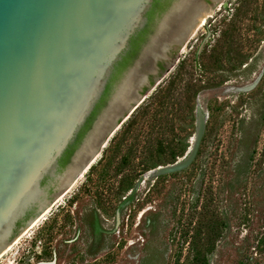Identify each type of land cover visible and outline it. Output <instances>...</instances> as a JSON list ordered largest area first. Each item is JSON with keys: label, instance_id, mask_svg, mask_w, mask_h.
<instances>
[{"label": "rangeland", "instance_id": "obj_1", "mask_svg": "<svg viewBox=\"0 0 264 264\" xmlns=\"http://www.w3.org/2000/svg\"><path fill=\"white\" fill-rule=\"evenodd\" d=\"M202 3L207 15L165 50L143 101L0 264H264V0ZM173 78L171 102L141 115ZM204 113L191 163L153 172L171 150L184 155Z\"/></svg>", "mask_w": 264, "mask_h": 264}, {"label": "water", "instance_id": "obj_2", "mask_svg": "<svg viewBox=\"0 0 264 264\" xmlns=\"http://www.w3.org/2000/svg\"><path fill=\"white\" fill-rule=\"evenodd\" d=\"M155 0H0V254L69 189L95 159L119 118L143 101V87L158 71L142 70L129 100L106 126L79 165L75 159L106 116L118 90L139 65L165 17L180 0H172L156 19L138 54L104 93L131 41L142 31ZM172 43L167 44L171 49ZM135 82V81H134ZM91 117L80 144L60 171ZM194 150L155 173L175 172L193 160ZM52 190L50 193L49 190Z\"/></svg>", "mask_w": 264, "mask_h": 264}, {"label": "bare ground", "instance_id": "obj_3", "mask_svg": "<svg viewBox=\"0 0 264 264\" xmlns=\"http://www.w3.org/2000/svg\"><path fill=\"white\" fill-rule=\"evenodd\" d=\"M213 3L219 0H211ZM200 3L203 6L202 0H180V2L175 6L169 15H167L158 31L154 36L151 44L145 50L142 55V59L139 65L132 71L128 76L125 82L122 84L118 93L114 97V100L108 110L106 116H104L101 122L96 126L95 130L91 134L90 138L85 143L84 147L80 151L79 155L75 159V165L83 160V158L92 150L94 145L97 143L99 137L103 134L106 126L109 122L116 117V115L121 112L124 108H127L129 100L137 97L136 91H134L136 85L142 79V72L150 70L152 63L156 56H163L165 50L167 49L168 43H179L180 41H186L187 38L191 37L194 33L195 28L202 21V19L207 15V8L201 9ZM204 7V6H203ZM210 8V7H209ZM181 41V42H182ZM142 68V72H141ZM152 71V69H151ZM135 81V82H134ZM206 121V115L198 114L196 129L191 139V145L185 151V156H189L195 148L197 137L200 130L204 127ZM190 143V140H189ZM199 143V142H198ZM190 147V148H189ZM180 158V157H179ZM183 156L179 159L182 160ZM67 190V189H66ZM66 190L60 192L55 199L60 195L66 193ZM49 208L35 219L29 227H27L23 232L18 235L12 243L0 254V260L11 252L14 247L18 244L21 237L26 235L36 224L37 222L48 212Z\"/></svg>", "mask_w": 264, "mask_h": 264}, {"label": "flooded vegetation", "instance_id": "obj_4", "mask_svg": "<svg viewBox=\"0 0 264 264\" xmlns=\"http://www.w3.org/2000/svg\"><path fill=\"white\" fill-rule=\"evenodd\" d=\"M169 2V0H160V7L154 11H152L150 14V19H149V15H148V21H147V24L145 25V27L142 29V31L131 41V45H130V48L128 50V52L126 53L125 55V61L123 62V60L121 61L122 63L119 64V66L117 67L116 71L114 72V77H112L111 79V84L108 85L105 93H104V97L106 99V97L108 96V94L110 93V89L112 88V83H114V81L116 80V78H118L123 70L125 69V67L131 62V60L138 54V52L140 51L143 43L146 41V38L147 36L149 35V33L152 31V27L154 26L155 22H156V19H157V16H158V12L159 10H161L167 3ZM158 65V68L159 69V63L157 64ZM93 118L94 117H91L89 119V121L87 122V124L85 125V127L83 128L82 132L79 134V137L77 138L76 142L81 138H83L84 136V132L85 130L88 128L89 125H91L90 123L93 121ZM112 135V134H111ZM110 135V136H111ZM109 136V137H110ZM109 137L108 139L106 140V143L107 141L109 140ZM75 142V143H76ZM105 143V144H106ZM104 144V146H105ZM75 145V144H74ZM74 145H73V148H74ZM103 146V147H104ZM102 147V148H103ZM73 148H71L62 158L61 160V164L63 161L67 160V158H69ZM98 155L95 157V159L82 171V173L78 176V178L75 180V182L83 175V173L90 167V165L97 159ZM74 182V183H75ZM73 183V184H74ZM72 184V186H73ZM71 186V187H72ZM70 187V188H71Z\"/></svg>", "mask_w": 264, "mask_h": 264}, {"label": "trees", "instance_id": "obj_5", "mask_svg": "<svg viewBox=\"0 0 264 264\" xmlns=\"http://www.w3.org/2000/svg\"><path fill=\"white\" fill-rule=\"evenodd\" d=\"M160 0H155V2H154V4H153V8H152V10L149 12V19H150V13L152 12V11H154V10H156V9H158L160 6ZM125 61V58H123V62ZM122 63V62H121ZM121 63H119V64H121ZM176 78H173V79H171L170 81H169V83H168V87H165V88H163L162 90H160V92H159V94H157L154 98H153V101L148 105L147 104V107H143V108H145V109H143V111H142V113H141V115H145V113H146V111H147V108H150L152 105H154V104H156V105H158L159 107H162V106H166V105H168V103H170L171 101V99H172V97H171V91L174 89V87H175V85H176ZM187 89V88H186ZM174 102H172V104H173ZM175 104V103H174ZM155 112V111H154ZM140 115V116H141ZM156 119L155 118V115L153 114V116L151 117V121H154V119ZM134 122H136V119L134 120V118L131 120V122H129V125H127V126H132L133 125V123ZM159 140V144L157 145L158 147L157 148H155V154H154V152H151V157H153V156H155L156 155V159H157V162H155V165H159V164H161L160 162H161V160L164 158L163 157V155L166 153V152H164L165 150V148H163V146H161L162 145V140L159 138L158 139ZM183 154V149H177V148H175L174 150H171L170 151V153L168 152V154H167V156L168 155H170V162H174L175 161V158L177 157V156H181ZM169 158V157H168ZM159 161V162H158ZM145 163H147V162H145ZM147 165V164H146ZM152 166H154V164L152 165Z\"/></svg>", "mask_w": 264, "mask_h": 264}]
</instances>
